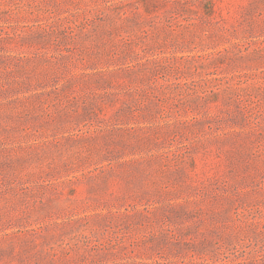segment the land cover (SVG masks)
Here are the masks:
<instances>
[{
  "label": "rangeland",
  "instance_id": "obj_1",
  "mask_svg": "<svg viewBox=\"0 0 264 264\" xmlns=\"http://www.w3.org/2000/svg\"><path fill=\"white\" fill-rule=\"evenodd\" d=\"M0 264H264V0H0Z\"/></svg>",
  "mask_w": 264,
  "mask_h": 264
}]
</instances>
